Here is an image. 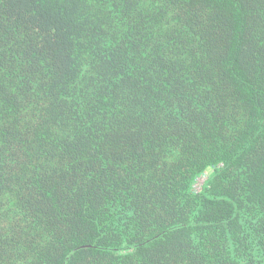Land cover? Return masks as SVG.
Instances as JSON below:
<instances>
[{"label":"trees","instance_id":"16d2710c","mask_svg":"<svg viewBox=\"0 0 264 264\" xmlns=\"http://www.w3.org/2000/svg\"><path fill=\"white\" fill-rule=\"evenodd\" d=\"M0 264H264V0H0Z\"/></svg>","mask_w":264,"mask_h":264},{"label":"rangeland","instance_id":"374dc122","mask_svg":"<svg viewBox=\"0 0 264 264\" xmlns=\"http://www.w3.org/2000/svg\"><path fill=\"white\" fill-rule=\"evenodd\" d=\"M204 179H205V177H202V178H200V179L198 180V183L196 184V187H197V188H200V187H201V184H202V182L204 181Z\"/></svg>","mask_w":264,"mask_h":264}]
</instances>
